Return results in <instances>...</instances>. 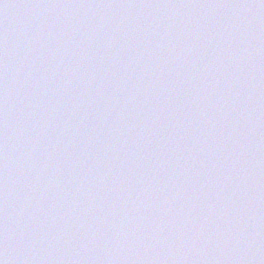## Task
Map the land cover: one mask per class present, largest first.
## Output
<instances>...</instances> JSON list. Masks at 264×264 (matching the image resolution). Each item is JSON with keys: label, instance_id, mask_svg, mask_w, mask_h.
<instances>
[{"label": "clouds", "instance_id": "9594fccd", "mask_svg": "<svg viewBox=\"0 0 264 264\" xmlns=\"http://www.w3.org/2000/svg\"><path fill=\"white\" fill-rule=\"evenodd\" d=\"M0 264H2V262H0Z\"/></svg>", "mask_w": 264, "mask_h": 264}]
</instances>
